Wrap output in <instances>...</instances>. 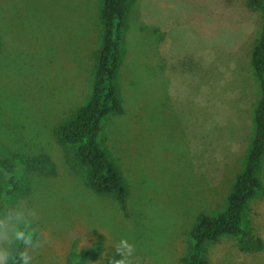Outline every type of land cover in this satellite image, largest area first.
Returning <instances> with one entry per match:
<instances>
[{
	"label": "rangeland",
	"instance_id": "1",
	"mask_svg": "<svg viewBox=\"0 0 264 264\" xmlns=\"http://www.w3.org/2000/svg\"><path fill=\"white\" fill-rule=\"evenodd\" d=\"M102 0H0V152L48 154L56 173L19 170L10 196L0 169V212H37L47 243L33 264H107L115 245L135 247L134 264H185L190 232L204 212L227 207L255 134L260 86L250 56L264 24L246 0H135L122 40L118 81L123 112L101 138L129 194L88 185L87 169L56 129L88 103L103 45ZM263 188L245 215L264 241ZM21 202H25L24 205ZM209 264H264L223 236Z\"/></svg>",
	"mask_w": 264,
	"mask_h": 264
},
{
	"label": "trees",
	"instance_id": "2",
	"mask_svg": "<svg viewBox=\"0 0 264 264\" xmlns=\"http://www.w3.org/2000/svg\"><path fill=\"white\" fill-rule=\"evenodd\" d=\"M134 1L102 0L103 45L91 97L86 105L56 129L58 142L72 146L75 158L87 169L90 189L98 194L116 196L122 208L125 207L129 186L119 164L104 145L101 134L103 121L109 115L120 114L124 110L118 76L123 56L122 40ZM246 4L264 16V0H246ZM250 64L260 86V97L254 111L255 134L247 162L236 177L227 207L213 215L204 212L198 215L190 232L192 246L184 258L185 264H209L206 247L223 236L237 238L244 252H259L264 248L263 239L251 232L245 215L248 204L263 188L260 169L264 161V24L254 43ZM22 167L44 170L50 175L56 173V165L48 154L18 156L0 152V169L8 176L6 196L19 189V170ZM118 258L114 253L107 258V264H113Z\"/></svg>",
	"mask_w": 264,
	"mask_h": 264
},
{
	"label": "clouds",
	"instance_id": "3",
	"mask_svg": "<svg viewBox=\"0 0 264 264\" xmlns=\"http://www.w3.org/2000/svg\"><path fill=\"white\" fill-rule=\"evenodd\" d=\"M36 218L37 212L27 205L23 211L6 207L0 212V264H33L34 254L47 243L32 227ZM134 252V245L121 239L115 245L119 258L113 264H134Z\"/></svg>",
	"mask_w": 264,
	"mask_h": 264
}]
</instances>
